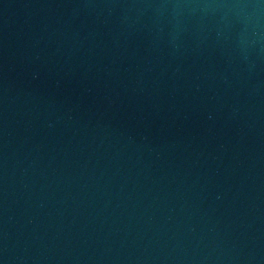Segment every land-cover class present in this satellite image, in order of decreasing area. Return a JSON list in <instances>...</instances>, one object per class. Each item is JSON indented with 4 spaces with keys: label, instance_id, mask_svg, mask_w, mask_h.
I'll return each mask as SVG.
<instances>
[{
    "label": "water",
    "instance_id": "water-1",
    "mask_svg": "<svg viewBox=\"0 0 264 264\" xmlns=\"http://www.w3.org/2000/svg\"><path fill=\"white\" fill-rule=\"evenodd\" d=\"M0 264H264V0H0Z\"/></svg>",
    "mask_w": 264,
    "mask_h": 264
}]
</instances>
